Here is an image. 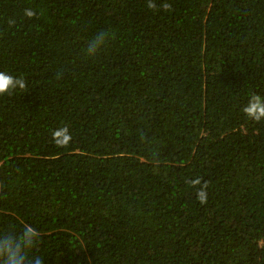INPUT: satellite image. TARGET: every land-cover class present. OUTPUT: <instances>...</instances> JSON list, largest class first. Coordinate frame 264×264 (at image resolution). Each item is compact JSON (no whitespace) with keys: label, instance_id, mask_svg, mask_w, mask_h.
<instances>
[{"label":"trees","instance_id":"trees-1","mask_svg":"<svg viewBox=\"0 0 264 264\" xmlns=\"http://www.w3.org/2000/svg\"><path fill=\"white\" fill-rule=\"evenodd\" d=\"M149 2L0 0L25 83L0 95V234L35 227L44 264H264V120L241 110L264 0Z\"/></svg>","mask_w":264,"mask_h":264},{"label":"clouds","instance_id":"clouds-1","mask_svg":"<svg viewBox=\"0 0 264 264\" xmlns=\"http://www.w3.org/2000/svg\"><path fill=\"white\" fill-rule=\"evenodd\" d=\"M149 7H154L149 2ZM165 7H168L165 5ZM25 15L32 17L34 12L30 9L25 10ZM106 33L97 34L88 44L86 52L89 56L94 55L99 47L105 42ZM25 83L22 77L16 76L10 71H0V95H8L18 88H24ZM242 112L250 119L255 121L264 120V97L251 94L248 103L241 109ZM55 142L60 145H66L71 136L67 128H60L54 133ZM192 186L199 185L200 179L193 178L189 181ZM196 197L200 203H204L207 199V192L204 186H201ZM40 242L39 231L28 223H24L22 227L9 229L6 233L0 234V264H44L43 255H36L34 249Z\"/></svg>","mask_w":264,"mask_h":264}]
</instances>
